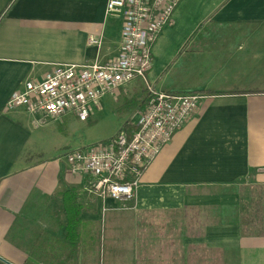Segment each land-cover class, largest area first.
<instances>
[{
    "label": "crops",
    "instance_id": "crops-1",
    "mask_svg": "<svg viewBox=\"0 0 264 264\" xmlns=\"http://www.w3.org/2000/svg\"><path fill=\"white\" fill-rule=\"evenodd\" d=\"M12 1L0 0V15ZM107 1L15 0L2 20L0 264H264V220L247 208L264 198V0L176 8L149 79L206 97L146 167L130 202L93 191L65 154L136 126L146 99L140 81L105 95L89 120L68 113L37 123L24 108L6 111L24 80L118 54L122 20L108 17ZM114 111L112 131L93 134Z\"/></svg>",
    "mask_w": 264,
    "mask_h": 264
},
{
    "label": "built area",
    "instance_id": "built-area-1",
    "mask_svg": "<svg viewBox=\"0 0 264 264\" xmlns=\"http://www.w3.org/2000/svg\"><path fill=\"white\" fill-rule=\"evenodd\" d=\"M182 0H108V17L122 20L118 54L105 61L56 66L41 79H26L14 90L6 111L24 108L37 123L60 120L74 113L89 120L107 94L119 97L124 87L140 81L145 107L136 127H122L105 141L67 151L74 174L92 178L91 189L120 202L135 197L146 167L197 113L206 97L201 91H164L152 83L149 72L153 49L164 29L174 23ZM90 43H100L96 37Z\"/></svg>",
    "mask_w": 264,
    "mask_h": 264
},
{
    "label": "rangeland",
    "instance_id": "rangeland-1",
    "mask_svg": "<svg viewBox=\"0 0 264 264\" xmlns=\"http://www.w3.org/2000/svg\"><path fill=\"white\" fill-rule=\"evenodd\" d=\"M119 114H120V111H114L113 114H108L106 115L101 121H100V126L97 127L96 129L93 130V134L95 135H100L99 134V131L102 129L103 127V131L102 133H107V132H110L112 131L113 127L112 126L113 124H115V121L117 120V117H119ZM123 119V118H122ZM125 122V121H124ZM91 126H94V125H91ZM121 129V128H120ZM119 129V130H120ZM118 130V131H119ZM118 133V132H117ZM116 133V134H117ZM110 138V137H108ZM108 138L106 139H103V140H100V141H97L98 142H102V141H105L107 140ZM95 144V143H93ZM92 145V144H91ZM248 192V191H247ZM250 201V198L248 199V202ZM254 204V203H253ZM252 204V205H253ZM257 204V205H256ZM259 206V208H257ZM250 206H247L248 210L251 209L253 214L255 213V217L256 218H259V219H262L264 220V198L262 199V201L258 200V198L256 199V203L253 207H250Z\"/></svg>",
    "mask_w": 264,
    "mask_h": 264
},
{
    "label": "trees",
    "instance_id": "trees-1",
    "mask_svg": "<svg viewBox=\"0 0 264 264\" xmlns=\"http://www.w3.org/2000/svg\"><path fill=\"white\" fill-rule=\"evenodd\" d=\"M15 0H13L12 2H10V4L7 6V8L2 12V14L0 15V25L2 23V20L4 19V17L7 15L8 11L10 10V8L12 7V5L14 4ZM243 92H256V91H243ZM126 130H130L132 127H136V126H132L130 123H125L123 126ZM79 214L74 215L72 218H70L68 220V227H71L72 223H79ZM69 230L71 228H68ZM77 232V231H75ZM68 236H69V232H68Z\"/></svg>",
    "mask_w": 264,
    "mask_h": 264
}]
</instances>
